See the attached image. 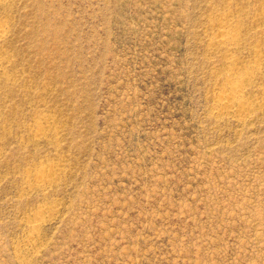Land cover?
Segmentation results:
<instances>
[{"label": "rangeland", "instance_id": "obj_1", "mask_svg": "<svg viewBox=\"0 0 264 264\" xmlns=\"http://www.w3.org/2000/svg\"><path fill=\"white\" fill-rule=\"evenodd\" d=\"M0 25V264H264V0H0Z\"/></svg>", "mask_w": 264, "mask_h": 264}, {"label": "bare ground", "instance_id": "obj_2", "mask_svg": "<svg viewBox=\"0 0 264 264\" xmlns=\"http://www.w3.org/2000/svg\"><path fill=\"white\" fill-rule=\"evenodd\" d=\"M4 35H5V28L2 25H0V39ZM233 39H235L234 35L229 33L226 29L220 27L219 33H218L217 37L215 38V40L213 41V43L215 42L217 44H223V43L229 42ZM243 83L244 82H241V84H234V83L224 84L223 89L221 90V92L218 93V95L216 97V101L218 102V104L220 106H223L221 108H224V107L230 108L231 107L232 109L235 108L237 111L244 112L243 114H245V108H246L245 104L243 103V101H240V99L237 98L238 92L241 91V89L244 86ZM50 176H51L50 171H44L42 169H39V170L35 171V173L32 174L31 181H34L35 183L40 184L44 180L48 179ZM35 222L36 221L30 222L28 225V231L30 232V235L27 238L28 242L31 241L32 235L35 234L37 229H38V226Z\"/></svg>", "mask_w": 264, "mask_h": 264}]
</instances>
